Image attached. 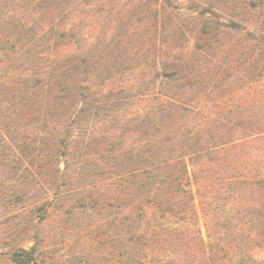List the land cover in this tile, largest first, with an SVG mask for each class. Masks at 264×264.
I'll return each mask as SVG.
<instances>
[{
	"label": "trees",
	"instance_id": "1",
	"mask_svg": "<svg viewBox=\"0 0 264 264\" xmlns=\"http://www.w3.org/2000/svg\"><path fill=\"white\" fill-rule=\"evenodd\" d=\"M189 2L0 0V219L33 242L14 264L55 228L69 264H263L264 110L229 94L264 82V0Z\"/></svg>",
	"mask_w": 264,
	"mask_h": 264
},
{
	"label": "rangeland",
	"instance_id": "2",
	"mask_svg": "<svg viewBox=\"0 0 264 264\" xmlns=\"http://www.w3.org/2000/svg\"><path fill=\"white\" fill-rule=\"evenodd\" d=\"M174 7L177 9L180 15L190 14L191 4L189 0H173ZM224 21L229 19V14L224 12L221 15ZM230 99H243V100H256L261 108L264 110V82L254 85L253 87L243 89H235L229 94ZM197 209H199V204H196ZM47 215L51 213V216H54L52 207L49 205L41 213H46ZM39 217H36L35 222H39ZM48 221H45L47 224ZM58 224H54L56 227ZM23 227L21 223V217L18 215L10 218H1L0 219V264H14L10 259L12 248L15 246H22L26 249H30L33 246L31 239H26L25 235L20 234L19 231L16 232V229ZM200 227L203 232V235L207 239V231L203 218H200ZM95 228V226H94ZM92 228V229H94ZM92 229L89 232H92ZM55 230L59 234V228H55L54 231L46 234V238L41 246L38 254L37 260L42 264H69L73 252L76 251L78 243V237H74L72 234L67 236L55 235ZM52 234V235H51ZM88 234V235H87ZM98 239L102 238L99 231H96ZM83 236V237H82ZM82 242H89L90 238L94 234L84 233L82 234ZM81 239V238H80ZM82 244V243H81ZM80 245V244H79ZM252 253L253 255L263 262L264 264V237L259 234L253 235L252 240ZM102 256V254H99ZM100 264H117V259L115 255H108L106 260H98ZM102 262V263H101Z\"/></svg>",
	"mask_w": 264,
	"mask_h": 264
}]
</instances>
